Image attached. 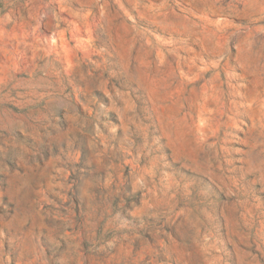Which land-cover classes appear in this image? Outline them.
Returning <instances> with one entry per match:
<instances>
[{
	"label": "rangeland",
	"instance_id": "374dc122",
	"mask_svg": "<svg viewBox=\"0 0 264 264\" xmlns=\"http://www.w3.org/2000/svg\"><path fill=\"white\" fill-rule=\"evenodd\" d=\"M0 264H264V0H0Z\"/></svg>",
	"mask_w": 264,
	"mask_h": 264
}]
</instances>
